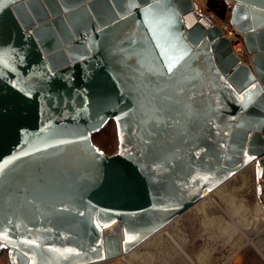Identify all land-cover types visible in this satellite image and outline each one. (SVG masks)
Listing matches in <instances>:
<instances>
[{"label": "water", "instance_id": "95a60500", "mask_svg": "<svg viewBox=\"0 0 264 264\" xmlns=\"http://www.w3.org/2000/svg\"><path fill=\"white\" fill-rule=\"evenodd\" d=\"M193 5L0 0V250L10 264L118 257L252 163L259 194L264 0L230 10L248 62L219 26L185 28ZM110 119L118 147L107 154L92 134Z\"/></svg>", "mask_w": 264, "mask_h": 264}, {"label": "rangeland", "instance_id": "374dc122", "mask_svg": "<svg viewBox=\"0 0 264 264\" xmlns=\"http://www.w3.org/2000/svg\"><path fill=\"white\" fill-rule=\"evenodd\" d=\"M198 2L218 22L229 21L231 7L223 0ZM239 55L249 61L246 50ZM92 140L105 153H114L118 147L114 120L94 132ZM256 183L255 168L250 164L135 249L91 264H264V208ZM6 260L3 250L0 261Z\"/></svg>", "mask_w": 264, "mask_h": 264}, {"label": "built area", "instance_id": "2783aa9c", "mask_svg": "<svg viewBox=\"0 0 264 264\" xmlns=\"http://www.w3.org/2000/svg\"><path fill=\"white\" fill-rule=\"evenodd\" d=\"M223 1L229 7H232L234 3L233 0H223ZM191 11L196 21L201 22L205 27H211L213 25L219 26L222 29L223 34L231 40L232 46H234L237 43H240V45H238L236 48V51L238 54H241L244 50H246L243 44L241 32L235 29L234 25L231 24L229 21L228 22L227 21L218 22L215 14L211 10L203 8L199 4L198 0H194L193 9ZM186 27H189V26H187L185 23V28ZM263 134H264V131H263ZM260 183H261V190L258 196H259L261 205H263L264 207V182H262V177L260 178ZM116 223L118 224V222ZM1 253H2V250H0V256H1ZM6 264H10L8 258L6 260Z\"/></svg>", "mask_w": 264, "mask_h": 264}, {"label": "bare ground", "instance_id": "6f19581e", "mask_svg": "<svg viewBox=\"0 0 264 264\" xmlns=\"http://www.w3.org/2000/svg\"><path fill=\"white\" fill-rule=\"evenodd\" d=\"M234 1V0H233ZM184 21H185V23H186V25L187 26H190V25H192L195 21H196V19H195V17H194V15H193V13H192V11H189L188 13H186L185 15H184ZM235 27V26H234ZM187 28V27H186ZM235 29H237L236 27H235ZM238 30V29H237ZM239 31V30H238ZM238 44H240V43H237L236 45H238ZM236 45H234L233 46V48H234V51L235 52H237L236 51ZM251 165H254L253 163L251 164ZM254 167V166H253ZM209 193V190H207V189H204V191H203V197H205L207 194ZM203 197H202V199H203ZM203 207V206H202ZM262 207H263V205H262ZM204 208V207H203ZM264 208V207H263ZM113 225V226H112ZM105 229H108L107 231H113V230H119V226H118V224L117 223H115V224H111V225H109V226H107ZM162 229V228H161ZM159 232H161V230L159 231ZM157 233H158V231H157ZM158 236V235H157ZM152 239V238H151ZM155 239V238H154ZM145 242V241H144ZM135 249V248H134ZM136 251V250H135ZM133 253V252H132ZM133 254H135V253H133Z\"/></svg>", "mask_w": 264, "mask_h": 264}, {"label": "crops", "instance_id": "0c3cea01", "mask_svg": "<svg viewBox=\"0 0 264 264\" xmlns=\"http://www.w3.org/2000/svg\"><path fill=\"white\" fill-rule=\"evenodd\" d=\"M262 182H264V170H263V174H262ZM0 264H6V262L5 261L4 262L0 261Z\"/></svg>", "mask_w": 264, "mask_h": 264}, {"label": "trees", "instance_id": "16d2710c", "mask_svg": "<svg viewBox=\"0 0 264 264\" xmlns=\"http://www.w3.org/2000/svg\"><path fill=\"white\" fill-rule=\"evenodd\" d=\"M211 1H212V2H211V4H212V3H213V0H211ZM223 8H225V5H224V4H222V9H223Z\"/></svg>", "mask_w": 264, "mask_h": 264}, {"label": "snow or ice", "instance_id": "6c2138e0", "mask_svg": "<svg viewBox=\"0 0 264 264\" xmlns=\"http://www.w3.org/2000/svg\"><path fill=\"white\" fill-rule=\"evenodd\" d=\"M168 70H169V71H172V67L170 66Z\"/></svg>", "mask_w": 264, "mask_h": 264}]
</instances>
